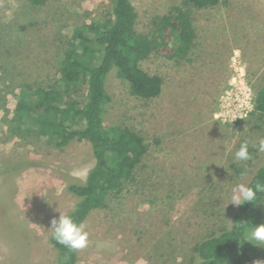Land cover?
Masks as SVG:
<instances>
[{
	"label": "rangeland",
	"instance_id": "obj_1",
	"mask_svg": "<svg viewBox=\"0 0 264 264\" xmlns=\"http://www.w3.org/2000/svg\"><path fill=\"white\" fill-rule=\"evenodd\" d=\"M130 1L136 31L154 37L140 65L163 78L162 89L144 99L129 93L115 69L106 76L111 99L103 122L133 128L147 149L133 178L83 221L89 243L76 264H193V246L228 226L236 207L226 205L231 188L247 183L264 158L252 147L264 138L259 118L215 116L223 98L232 101L235 82L253 94L264 85V0L206 8ZM110 16L111 0H47L38 7L0 0V264L55 263L50 220L72 209L67 184L82 182L94 163L86 140L58 148L43 137L11 135L14 93L53 83L74 28ZM188 26L194 35L180 56ZM245 142L251 160L235 161ZM257 212L255 225L264 223V200ZM226 264H264V251Z\"/></svg>",
	"mask_w": 264,
	"mask_h": 264
},
{
	"label": "trees",
	"instance_id": "obj_2",
	"mask_svg": "<svg viewBox=\"0 0 264 264\" xmlns=\"http://www.w3.org/2000/svg\"><path fill=\"white\" fill-rule=\"evenodd\" d=\"M38 7L47 0H28ZM220 0H182L184 6L200 8L215 6ZM179 10V9H178ZM184 19L185 14L180 11ZM137 14L130 0H111V16L101 21L83 23L74 28L71 39L61 56L58 76L53 83L18 87L15 103L8 122V131L19 139L43 137L54 147L66 146L72 140L89 142L93 165L85 179L67 184V190L75 196V203L67 213L83 223L88 214L105 206L109 192L120 187L124 179H132L136 165L147 146L143 137L133 128L123 124L106 125L102 120L105 105L111 97L105 87L109 71L128 84L131 95L149 99L160 94L163 78L149 73L140 61L148 56L154 37L138 33L135 25ZM194 32L188 26L182 36V47L177 54L183 56L190 48ZM83 98H79L83 90ZM1 108V106H0ZM264 123V85L254 93L253 108L248 113ZM264 183V158L247 184ZM245 202L235 207L229 224L246 222L252 227L255 215L264 200ZM55 251L54 264H76L77 251H69L51 239ZM246 239L244 228L228 231L222 227L197 242L193 248V264H226L247 258L251 250L261 253L264 247Z\"/></svg>",
	"mask_w": 264,
	"mask_h": 264
},
{
	"label": "clouds",
	"instance_id": "obj_3",
	"mask_svg": "<svg viewBox=\"0 0 264 264\" xmlns=\"http://www.w3.org/2000/svg\"><path fill=\"white\" fill-rule=\"evenodd\" d=\"M233 117L232 121L234 120ZM256 151L264 153V138L260 139L258 144L252 146ZM248 143H241L239 149L234 153L235 161L251 160ZM264 194V183L257 181L254 185L247 183H238L231 188V194L228 198V203L234 206H239L245 202H259L258 197ZM225 205V206H226ZM244 228L246 231V239L254 245L264 247V223L252 225L248 228L246 222L240 224H231L227 226L228 231L233 229ZM51 230V239L58 244L64 246L69 251H78L85 249L88 246V233L84 230L82 223H78L73 215L65 212H59V215L50 220L49 228Z\"/></svg>",
	"mask_w": 264,
	"mask_h": 264
},
{
	"label": "built area",
	"instance_id": "obj_4",
	"mask_svg": "<svg viewBox=\"0 0 264 264\" xmlns=\"http://www.w3.org/2000/svg\"><path fill=\"white\" fill-rule=\"evenodd\" d=\"M240 75H242L241 72ZM234 84L236 91L232 101H226V99L223 98L221 103L222 109L215 114L216 117H219L223 121L232 120L233 117H236L234 120L241 119L245 117L253 108L254 94L251 92L250 88L244 84L242 80H239Z\"/></svg>",
	"mask_w": 264,
	"mask_h": 264
}]
</instances>
